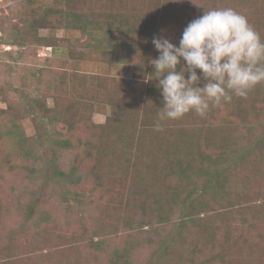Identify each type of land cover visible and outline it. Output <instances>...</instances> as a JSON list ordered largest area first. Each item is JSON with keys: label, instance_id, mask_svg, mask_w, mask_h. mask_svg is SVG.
Returning a JSON list of instances; mask_svg holds the SVG:
<instances>
[{"label": "trees", "instance_id": "trees-1", "mask_svg": "<svg viewBox=\"0 0 264 264\" xmlns=\"http://www.w3.org/2000/svg\"><path fill=\"white\" fill-rule=\"evenodd\" d=\"M129 1L130 12L116 6L114 0H57L56 5L51 3L30 11L13 42L22 46H55L61 37L41 35L40 28L78 29L91 37L88 43L100 56L111 55L116 62H128L132 39L155 30L156 15V3L152 0ZM234 1H238L240 8L235 11L247 18L264 41V3L259 6L257 0ZM255 9L259 11L253 13ZM140 51L134 75L116 79L117 84L111 88L98 75L88 78L72 73L63 75L60 83L55 84L52 106L40 97L27 98L25 110L36 121L34 135H27L22 128L21 118L26 113L11 111L0 128V145L8 153L6 164L29 175L51 174L50 179H59L60 195L68 193L71 186L83 179L93 182L96 190L105 195L99 198L106 201L107 207L96 219L98 226L113 227L120 221L133 229H143L141 232L146 234L137 246L145 243L153 247L148 264H250L253 261L264 264V194L259 205L251 204L239 216L227 219L233 208L242 207L235 195L225 204L228 212L224 213L226 221L222 228L216 226L212 215L222 199L219 189L225 184V163L235 162L246 152L255 159L263 158L257 161L264 164V126L252 144H240L225 133L221 149L206 151L199 141L203 136L205 142H213L214 135L199 131L202 122L194 112L178 120L164 121L162 130L156 131L154 125L163 107V97L150 63L154 58L145 59L144 49ZM197 74H201L200 70ZM94 87L106 92L112 108L104 124H94L91 120L94 105L88 100H94ZM6 91L0 86V95L11 109ZM87 94H90L88 100ZM239 101H235V110L239 109ZM49 125L55 131L47 137ZM112 129L113 135L109 134ZM77 130H82L84 138L74 141ZM48 140L50 152L42 154ZM81 147L89 150L85 154L90 161L78 153L63 167L59 150L74 154ZM83 162L89 163V167H82ZM34 208L31 204L29 216L36 213ZM113 210L115 214H110ZM121 211H124L122 217ZM46 216L43 213L40 218ZM235 218H238L236 226L231 225ZM250 219L252 232L246 233L242 225ZM38 222L35 219L36 225ZM79 234L76 242L81 241L84 232ZM93 242L98 244L101 240ZM134 248L131 244L116 249L107 264H130L129 255ZM10 253L7 247L0 246V264L12 263Z\"/></svg>", "mask_w": 264, "mask_h": 264}, {"label": "rangeland", "instance_id": "rangeland-1", "mask_svg": "<svg viewBox=\"0 0 264 264\" xmlns=\"http://www.w3.org/2000/svg\"><path fill=\"white\" fill-rule=\"evenodd\" d=\"M257 1L259 6L264 3V0ZM152 2L156 3V15L153 17L155 30H150L147 35L134 37L131 41L130 60L116 62L111 55L100 56L88 43L91 37L83 35L78 29L40 28L41 35L61 37L55 46L15 44L13 40L19 37L20 29L24 25L23 19L28 17L30 11L44 8L51 3L56 5L58 2L57 0H0V86H4L7 90V101L13 106L11 109L8 108V103L0 95V128L7 122L11 111L21 115L26 113L21 118L22 128L27 135H34L36 121L34 116L27 114L25 110L26 100L29 97H40L52 106L51 93L55 84L60 83L63 75L74 73L86 75L88 78L98 75L107 81L111 88L117 84L116 79H129L134 75L136 64L141 57L140 50L144 49L145 59L158 58L159 53L151 42L154 36H163L179 46L184 28L191 21L201 17L204 11L212 10L213 7L223 9L224 6L233 10L239 8L238 1L234 0H152ZM114 4L129 12L132 6L129 0H114ZM258 11L255 9L253 13ZM93 91L94 100H88L90 94H87V100L92 101L94 105L91 120L94 124H104L112 108L105 96L106 92H99L96 87ZM236 100L241 101H239V109L235 110ZM199 119L202 122L199 131L214 135L213 142H205L201 135L199 142L204 151L215 147L221 149L225 133L240 144L254 143V138L261 133L264 126L262 83L250 90L246 98L233 95L232 99L223 102L222 106L210 107L206 115L199 116ZM39 125L46 126L42 123ZM51 127L48 126L47 137L55 131ZM58 129H62L61 125H58ZM114 133L115 130L112 129L109 134ZM79 138H84L82 130H77L73 136L74 141H78ZM49 145L48 140L41 151L42 154L45 151L50 152ZM87 151L89 150L83 147L78 148L75 153L73 152L74 154L59 150L61 165L67 167L73 156L78 153L90 161L85 154ZM7 156L8 153L0 145V246L7 247L11 252L10 264H36V262L38 264H107L116 249L129 247L131 244L135 248L129 255L130 264H148L151 261L153 247L145 243L137 246L139 239L146 234L141 232L143 229H133L119 223L120 221L115 222L113 227L108 224L98 226L96 219L106 212L107 207L106 201L99 198L104 194L96 190L93 182L83 179L81 183L71 186L68 193L60 195L59 179L55 177L52 181L51 174L48 176L45 172L29 175L19 168L12 170L5 162ZM261 159L263 158L255 159L245 152L243 157L235 162L225 163L227 167L225 184L223 189H219L222 199L217 205L219 207L216 206L212 214L219 228H222L226 221L224 213L228 212V205L225 204L235 195L239 197L242 207L238 210L233 208V211L226 216L227 219L246 211L251 204H260L264 194V164L257 160ZM82 167L88 168L89 163L83 162ZM31 204L35 206L36 211L33 216H29ZM38 212L45 213L46 219H41V214ZM120 213L122 217L124 211ZM110 214H115V210ZM238 218L233 219L234 223L231 225L236 226ZM35 219L39 221L38 225L35 224ZM250 224L251 219L242 225L246 233L252 232ZM79 232H84L83 238L80 242H76ZM97 239L101 242L95 244L93 241ZM252 264L257 263L253 261Z\"/></svg>", "mask_w": 264, "mask_h": 264}, {"label": "clouds", "instance_id": "clouds-1", "mask_svg": "<svg viewBox=\"0 0 264 264\" xmlns=\"http://www.w3.org/2000/svg\"><path fill=\"white\" fill-rule=\"evenodd\" d=\"M151 42L159 53L150 63L163 97L156 131L190 112L203 117L233 95L246 98L264 83V41L231 8L204 11L184 28L179 46L163 36Z\"/></svg>", "mask_w": 264, "mask_h": 264}]
</instances>
